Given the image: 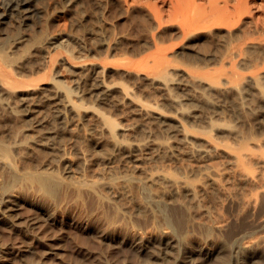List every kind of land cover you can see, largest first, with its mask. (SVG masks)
I'll return each instance as SVG.
<instances>
[{"label": "rangeland", "instance_id": "obj_1", "mask_svg": "<svg viewBox=\"0 0 264 264\" xmlns=\"http://www.w3.org/2000/svg\"><path fill=\"white\" fill-rule=\"evenodd\" d=\"M197 1L206 5L209 23L192 30L196 36L190 39L191 34L182 28L190 15L186 0H37L41 12L34 22L19 29L11 25L1 29L0 56L7 53L10 59H20L27 54L29 65L21 59L7 67L8 79L19 89L12 94L0 86V110L15 106L22 111L21 97L35 84L46 86L51 75L72 91L89 86L97 72L107 82L127 84V74L146 73L157 47L168 49V57L184 68L188 64L181 62H193L221 80L264 74V0H246L251 10L243 12L237 22L225 11L214 12L222 1L214 7L209 0ZM156 12L161 14L160 20ZM21 32L29 37L25 46L7 52ZM182 50L197 56L188 59L180 54ZM242 57L245 64L239 63ZM79 64H85L83 72ZM83 75L85 79L76 87L75 77ZM82 101L117 120L120 117L107 104ZM0 116L6 120L4 112ZM78 125L68 120L64 136L56 139L72 159L85 144L79 136L82 124ZM6 127L0 126V130ZM96 151L97 156H88L81 168L72 170L70 182L61 178L58 197L47 203L38 192L21 185L23 189L19 183L5 189L2 183L9 177L0 168L4 188L0 187V195L5 190V201H0V264H234L240 260L264 264L263 198L257 196L254 207L238 211L232 194L214 195L196 207L156 197L143 184L132 160L116 157L108 161ZM221 161L214 158L209 163L221 166ZM200 164L194 159L143 162L145 166L163 165L172 172L178 166L191 172ZM57 173L59 178L63 170ZM109 176L115 181L126 179L128 195L112 197L101 189L99 184ZM75 179L88 184L77 186ZM202 209L206 211L199 214Z\"/></svg>", "mask_w": 264, "mask_h": 264}, {"label": "bare ground", "instance_id": "obj_2", "mask_svg": "<svg viewBox=\"0 0 264 264\" xmlns=\"http://www.w3.org/2000/svg\"><path fill=\"white\" fill-rule=\"evenodd\" d=\"M219 1L223 5L216 7L214 12L225 11L234 22L241 18L243 12L251 10L246 0H209L212 7ZM36 2L0 0V32H3V25L19 29L34 22L41 12ZM186 2L190 15L182 28L183 32L191 34L200 25H208V13L203 2ZM156 13L160 20L161 14ZM195 36L192 33L189 38ZM28 40L27 33L21 32L9 43L7 52L25 46ZM36 45L43 48L42 43ZM167 52L168 49L157 47L147 63L146 73L141 74L138 70L128 72L127 84L107 82L97 72L89 86L77 91L62 86L53 75L46 86L35 84L29 88L27 95L21 97L22 111L14 106L4 109L6 120L0 116V126L7 125L6 130H0V168L9 177L5 175L8 180L2 186L5 189L16 188L19 183L20 186L31 187L34 194L38 192L43 203H47L59 193L63 184L61 178L70 182L72 170L81 168L88 156L90 159L97 156L95 150H98L108 161L116 157L132 160L134 170L142 174L143 184L156 197L174 198L196 207L214 195L232 194L238 211L247 206L254 207L257 196L264 199V74L221 80L209 71H202L193 62H181L188 64L184 68L168 57ZM180 54L188 59L197 56L191 50H182ZM10 57L7 53L0 56V86L14 93L19 87L8 79L7 67H14L21 59H24V65H29V56L23 54L20 59ZM239 59L241 64L247 62L244 57ZM49 62L51 66L52 58ZM85 68V64L80 65L82 72ZM75 78L76 87H79L85 76ZM82 99L107 104L109 109L119 112L120 117L117 120L94 104L86 105ZM68 120L75 121L76 125L82 124L81 135H78L85 141L73 159L56 141L64 136ZM38 157L42 159L38 160ZM161 158L175 163L194 159L202 164L191 172L181 166L172 172L163 165H143L146 160ZM214 158L222 160L221 166L209 163ZM57 169L63 170L59 178ZM107 178L99 186L108 195H128L126 179L115 181L111 176ZM74 182L77 186L88 184L83 179H75ZM4 191L1 190L2 194ZM2 194L0 201L5 199ZM205 211L202 209L199 214ZM234 264H248V260Z\"/></svg>", "mask_w": 264, "mask_h": 264}]
</instances>
